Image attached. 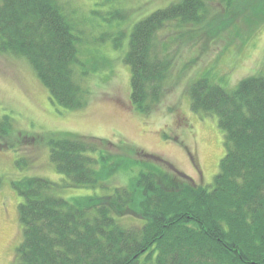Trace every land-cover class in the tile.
Instances as JSON below:
<instances>
[{
  "label": "trees",
  "instance_id": "obj_1",
  "mask_svg": "<svg viewBox=\"0 0 264 264\" xmlns=\"http://www.w3.org/2000/svg\"><path fill=\"white\" fill-rule=\"evenodd\" d=\"M206 13L207 0H179L134 25L125 61L139 112L159 104L173 65L159 31L173 20L200 23ZM74 30L62 0H0V52L25 57L52 99L70 110L86 106L89 93L88 73L76 71L82 61ZM188 94L192 110L217 115L224 132L225 154L211 187L155 154L136 151L134 159L107 154L105 140L52 135L50 159L69 180L28 176L13 182L23 197V239L12 264H264V70L232 89L203 75ZM137 163V174L111 194L56 193L60 185H102L117 165L133 171ZM131 214L140 225L117 219Z\"/></svg>",
  "mask_w": 264,
  "mask_h": 264
},
{
  "label": "rangeland",
  "instance_id": "obj_2",
  "mask_svg": "<svg viewBox=\"0 0 264 264\" xmlns=\"http://www.w3.org/2000/svg\"><path fill=\"white\" fill-rule=\"evenodd\" d=\"M62 1L79 38L82 63L76 71L88 73L86 106L65 109L52 99L25 57L0 52V132L9 131L0 133V264L16 260L23 239L19 219L23 197L13 182L28 176L58 184L69 180L50 159L52 135L105 140L111 142L103 144L107 154L134 159L136 151L155 154L193 182L211 187L225 154L224 132L217 115L192 110L188 89L203 75L232 89L241 79L264 70V0L231 5L207 0L202 22L173 20L159 31L158 42L173 57V65L161 101L152 112L141 113L131 101V67L125 61L131 32L137 22L179 0ZM137 164L133 171L117 165L119 172L102 185H60L56 193L64 198L111 194L137 174L142 168ZM117 219L126 225L141 224L132 214Z\"/></svg>",
  "mask_w": 264,
  "mask_h": 264
}]
</instances>
